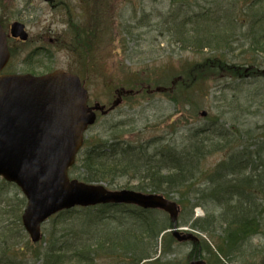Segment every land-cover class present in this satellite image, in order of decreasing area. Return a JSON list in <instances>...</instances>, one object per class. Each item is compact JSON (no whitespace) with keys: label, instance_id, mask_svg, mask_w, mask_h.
<instances>
[{"label":"rangeland","instance_id":"rangeland-1","mask_svg":"<svg viewBox=\"0 0 264 264\" xmlns=\"http://www.w3.org/2000/svg\"><path fill=\"white\" fill-rule=\"evenodd\" d=\"M63 1L76 3L78 0ZM27 4H32L35 11L23 20L33 35L32 44L36 43L15 48L14 58L5 74L43 75L64 71L77 75L89 93L90 106L103 108L96 124L85 135L91 144L108 146L110 139L121 140L138 151L136 154L140 153L139 149H146L148 156L152 157L167 148L180 151L204 139L208 141L204 143L208 154L200 166L198 181L186 185H194L185 190L191 192L207 189L209 176L218 165L232 155L243 156L245 148L253 152L252 145L264 137V54L261 52L264 46V0H88L85 16L80 19V12L76 10V16L69 20L65 19L63 12H53L43 0H11L8 16L14 22L20 20V11ZM102 11L105 14H100ZM200 14H205L201 18L204 20L198 18ZM226 14L230 17L225 18ZM223 23H233L229 28H233L230 32L234 35L228 38L214 31L218 25V28L224 27ZM83 24L86 25V47L81 54H78L80 46L74 44L73 48H67L68 43L62 40L61 44L50 48L53 53L50 58L39 52L36 60L26 61L43 44L37 43L43 33L53 30L69 41L72 36L67 31L69 26ZM224 37L226 41L230 39L231 47L219 45ZM229 67L234 68V73L242 71L244 76L233 75ZM84 149H87L86 145ZM158 158H149L148 161L155 162ZM81 159L82 154L78 157L77 168ZM141 171H134L137 175L130 177L117 175L113 178V185L112 181L100 184L109 190L151 193L154 182L146 180ZM70 176L77 179L72 171ZM261 180L264 181V176ZM254 189L258 211L254 210L245 220L249 223L251 235L240 234L242 217L235 219L232 212L227 216L223 213L226 207H234L235 202L211 207L207 214L206 209L199 206L203 200L186 197L180 204L179 194L168 196L162 191L158 194L168 196L181 207L177 218L180 237L191 235L197 241H179L174 235L175 223L169 214L146 213L136 206L99 207L103 208V219L97 226L91 221L99 213V209L94 210L96 208H77L68 213L69 217L59 220H69L78 229L86 224L89 234L84 235L85 240L103 242L106 253H95L98 257L93 254L90 261L95 260L94 264H136L137 261V264H152L158 259L157 264H192L200 260L207 264H264V182L256 184ZM250 200H254L253 195ZM21 201L25 204L23 209ZM5 205L12 207L4 209L6 215L0 217L6 225L19 213L23 217L27 201L16 185L7 184L0 178V208ZM192 205L198 206L194 207L190 221ZM15 206L18 208L13 214ZM141 213L153 216L160 227L166 229L164 241L161 235L157 247L142 233ZM208 215L215 221L213 235L190 228L193 221L204 220ZM224 216L229 221L234 218L237 224L222 226ZM55 218L43 226L42 241L47 238V230L51 229ZM15 230L17 227L13 226L9 231ZM224 232L232 234L228 245L224 242ZM2 236L0 243L8 241L9 250H19L20 238L14 239L15 234L6 236L2 233ZM112 239L113 243L105 244ZM142 243L150 246L149 251L153 254L137 259L143 251ZM42 244L47 246L46 241ZM207 244L219 257L209 255ZM166 246H170L172 253L164 257ZM222 246L226 248V256L217 249ZM29 261L44 264V259Z\"/></svg>","mask_w":264,"mask_h":264},{"label":"water","instance_id":"water-1","mask_svg":"<svg viewBox=\"0 0 264 264\" xmlns=\"http://www.w3.org/2000/svg\"><path fill=\"white\" fill-rule=\"evenodd\" d=\"M12 34L27 40L19 23L13 25ZM8 61L7 40L0 27V176L16 183L27 197L23 224L34 243L41 240L42 224L51 216L75 207L104 204L165 211L175 223L174 235L179 241L197 240L191 235L180 237V209L163 196L110 191L71 181L68 170L83 145L84 132L96 121L94 111L103 108H88V92L75 75L55 71L41 77L2 76Z\"/></svg>","mask_w":264,"mask_h":264},{"label":"trees","instance_id":"trees-1","mask_svg":"<svg viewBox=\"0 0 264 264\" xmlns=\"http://www.w3.org/2000/svg\"><path fill=\"white\" fill-rule=\"evenodd\" d=\"M206 14H208V12ZM204 15L205 14H200L198 18L200 20H204L201 19L204 17ZM226 17L229 18L230 16L226 14L225 18ZM205 23H207V26L209 25L208 22ZM223 24L224 27L218 28L220 26L218 25L214 31L220 32L223 35L225 34V36L228 38L230 35H234L233 32H230L233 31V28H229V26H232L233 23ZM201 26H203V24H201ZM226 37H224V39L221 38L222 41L221 43L219 42V45L224 44L227 47H231V41L230 39L226 41ZM262 38L264 40V33ZM254 52H256V50H254ZM261 52L264 54V46ZM233 69V67H229V70L232 71L231 73L233 75L236 74L238 77L244 76L242 71L240 73H238V71L234 73ZM252 74L255 75L254 72ZM108 142V146L93 145L89 141L86 142L87 149L82 153V159L80 160L81 164L79 168H77L78 166L76 165L71 170L76 174L77 179L89 184H100L101 182L110 183V181H112L111 185H113V178L115 176H135L137 175L135 172H139L142 169L141 172L143 175H145L144 178L154 182V186L150 187L152 191L151 193H161L162 191L163 193L165 192V195L167 193L168 196L171 193L179 194L181 198V201L179 200L180 204H183L184 198L186 197H197L198 199L204 201H202L199 206H203L206 209L207 214L209 213L211 207L222 206L224 204L235 202L236 205H234V207H226V209L223 210L224 215L227 216L228 212H232L231 215L233 214L235 219L242 217L244 222L239 229L240 234H252L249 233L250 226L245 220L251 217V213L254 210L258 211L259 207V203L256 202L258 197L255 195L254 187L256 184L264 182L261 180V178L264 176L262 175L264 174V137L258 139V142L252 145L254 146L253 152H250L249 148H245L244 150L246 151H243V156L232 155L226 161L218 165V167L213 172H211L209 176L210 185L208 184L207 189L196 191L192 190L191 192L190 190H185L191 188L194 185H186L189 182L195 183L198 181L197 178L201 176L200 166L208 154L204 150V143L206 144L208 141L203 139L197 144H190L180 151L167 148L166 150H162L160 153L155 154L152 157L148 156L149 154L146 149H139L140 153L136 154L138 151L130 147L128 142H123L116 139H110ZM158 156V161L149 163V158ZM144 158H146L145 161ZM255 172H258V175H254ZM138 189L142 190L140 187ZM190 193L192 196H189ZM250 195H253V201L250 200ZM168 196L166 197L169 198ZM24 205V201H21L20 206L22 209ZM196 206L198 205H192L191 207L192 216L190 221L193 218V210ZM8 208L12 207L10 205H5L0 208V211L2 210L1 212H3L0 214L1 218L6 215L3 210ZM17 208L18 206H15L12 209L13 214L17 211ZM98 209L99 213L94 215V220H91L93 225H98V222L103 219V208L98 207L94 210ZM72 212L73 211L64 212L56 216L54 223L52 226L50 225L51 229L47 230L48 235L45 239L47 242L46 247L42 246V242L44 243L45 241H41L39 244H33L26 238L20 213L19 215L15 216L14 221H11L13 222L12 224H10L11 222H7L5 225L4 221H0L1 239L4 237L2 236L3 233L6 236L15 234V237H13L14 239L19 240L20 238V240H22L18 251L9 250L7 247L8 241H6L5 244L0 243V264H37L36 262L33 263L29 261L30 259H37V261L44 259V264H94L95 260L93 263L90 261L92 255L94 254L96 257H98L99 255L95 254L97 252L104 254V248L106 246H102L103 242L96 241V243H93L90 242L89 239L85 240L84 235L89 234V232L86 231V224H83V228L81 227L82 229H78L74 224H70L68 222L69 220H59L69 217L70 214L68 213ZM146 213L139 214L140 220L142 221L140 225L142 228V233L152 244L155 245V247H157L156 242L166 229L163 230L158 222L153 219V216L148 217ZM148 213L153 212L149 211ZM226 216L222 217V226L232 227V225L237 224L234 218L232 221H229L226 219ZM210 218L211 217L208 215L204 220L197 219L191 223L190 228L195 232L208 233L211 236L215 231V221L211 220ZM13 226L17 227V230L10 233L9 230ZM236 232L237 231H235V233ZM225 233H227V235ZM230 235L232 234L230 233ZM230 235L228 232H224V242H226V245H228L230 242ZM164 237L165 236L162 238V242L164 241ZM167 237L170 238L169 236ZM204 241L207 243L206 240ZM110 242L113 243V239L112 241H105V244ZM136 248L138 247L136 246ZM141 249L143 251L140 252V257L137 259L144 256L149 257L152 253L149 251V249H151L150 246L146 245L145 243H142ZM206 249H208L209 255L211 257L212 255L219 257L218 253H213L211 251V246L209 244H207ZM217 249L220 254L226 256L224 250L226 248L224 246ZM170 250V246H168L167 249H164V257L172 253ZM28 258L30 259L27 260ZM157 262H159V259ZM157 262L152 264H157Z\"/></svg>","mask_w":264,"mask_h":264},{"label":"flooded vegetation","instance_id":"flooded-vegetation-1","mask_svg":"<svg viewBox=\"0 0 264 264\" xmlns=\"http://www.w3.org/2000/svg\"><path fill=\"white\" fill-rule=\"evenodd\" d=\"M10 1L11 0H0V26L4 30L6 37H7V42H8L9 51H10L9 65L11 64L12 59L14 58L15 48H18L20 46L19 47L20 49L22 46L27 47V46H31L34 43H36V41H34V43L32 44L33 35H31V33L28 32L27 26L24 23L25 20H23V18H25L26 15L28 16L29 14L32 13L31 11L34 10L32 9L33 7L32 4H29V5L27 4V6L23 8V11H20L21 19L18 21H15V22H19L20 24L24 25L25 30L28 33V37H29L28 40L26 42H23L19 38H14L11 34L12 25L15 22L8 16L10 14V10L8 8ZM28 1L33 2L34 0H28ZM43 1L46 4H48V6L51 8L53 12H60V11L63 12V14L65 15V19L67 18L68 20L73 19L76 16L75 15L76 10L80 12L79 13L80 19L84 17L86 13V8L88 5V0H78L76 3L64 2L63 0H43ZM6 2H9V3L7 4ZM100 14H105V12L102 11L100 12ZM83 22H85V20H83ZM67 31L69 32V34L70 33L72 34L69 41H66V39H64L65 37L62 34H56L55 31L53 30L43 33V35L39 37L37 40V43L41 42L43 44L37 47L35 52L31 55L30 58H27L26 61H29L30 63V62H33L32 60L34 59L36 60L39 52H43V54H45L47 58H50L53 54L50 48H54L56 45L61 44L62 40L64 41V43H68L66 44L67 48H73L72 45L74 44H77L78 46H80L78 54H81L80 51H82L86 47L85 46L86 25L83 24V25H79L78 27L71 25L69 26ZM72 51H74V53ZM72 51L71 52L73 54H77L76 50H72ZM80 59H83V57L80 56Z\"/></svg>","mask_w":264,"mask_h":264}]
</instances>
